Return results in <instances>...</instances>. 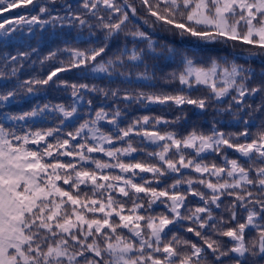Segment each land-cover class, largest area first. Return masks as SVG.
I'll return each mask as SVG.
<instances>
[{"label":"snow or ice","instance_id":"obj_1","mask_svg":"<svg viewBox=\"0 0 264 264\" xmlns=\"http://www.w3.org/2000/svg\"><path fill=\"white\" fill-rule=\"evenodd\" d=\"M18 7L0 264H264V0H0ZM37 28L57 37L42 58L21 47ZM41 92L70 103L12 110ZM153 105L179 114L129 118Z\"/></svg>","mask_w":264,"mask_h":264},{"label":"trees","instance_id":"obj_2","mask_svg":"<svg viewBox=\"0 0 264 264\" xmlns=\"http://www.w3.org/2000/svg\"><path fill=\"white\" fill-rule=\"evenodd\" d=\"M149 32H151L152 30L149 28L148 29ZM49 32H51V29H48V31H40L37 28L36 34L34 36H29L28 33L24 34V42L21 45V47H26L28 44L32 45L33 47H38V49L40 50L41 53V58L44 55H47L48 50L54 49L56 47V43H54L53 41L57 40L56 36H50ZM15 35V34H14ZM163 33L159 34V37H162ZM152 38L154 40L158 39V35L156 33L152 34ZM10 51H12L13 53L15 52V48H10ZM37 57L35 55H33V59L35 60ZM171 70V69H169ZM35 71L39 72L40 71V65L37 63V65H35ZM28 74H33V70L32 69H28ZM97 83H99V81H97ZM70 97L63 94L62 92H48V93H38L30 98L27 99H23L21 101V103L19 105H15L13 106L12 110L15 111H20V110H29L31 107H34L36 104H44L47 102H51V103H70ZM97 103L99 102V100L97 99L96 101ZM151 112L148 111V109H144V108H137L134 106L133 109L129 110V118L133 117V116H139L142 114H151V115H160L163 116L165 119L167 120H174L175 117L179 114L175 108L169 110L168 108L164 107V106H160V105H153L151 106ZM188 117L190 119L193 118V114H189L188 113ZM39 119V118H37ZM197 119V118H196ZM208 119H211V117H209ZM200 123H203V120L199 121ZM184 125V121L181 120L180 124L177 125H173V127L176 128H180L181 126Z\"/></svg>","mask_w":264,"mask_h":264},{"label":"flooded vegetation","instance_id":"obj_3","mask_svg":"<svg viewBox=\"0 0 264 264\" xmlns=\"http://www.w3.org/2000/svg\"><path fill=\"white\" fill-rule=\"evenodd\" d=\"M28 7L31 8V5H29ZM14 10H15V8L14 9H11V10H9L7 12H0V22H4L6 20V18L15 20L17 18L15 14L18 13V12H22L25 15L28 14V9H26L24 7H19V10L18 9H16L15 11ZM7 26H9V25L6 23V27ZM190 113L191 112H189V114ZM192 119H196V117L193 116ZM221 127H222V130H225V131H235L234 128H228V127L223 126V125Z\"/></svg>","mask_w":264,"mask_h":264},{"label":"rangeland","instance_id":"obj_4","mask_svg":"<svg viewBox=\"0 0 264 264\" xmlns=\"http://www.w3.org/2000/svg\"><path fill=\"white\" fill-rule=\"evenodd\" d=\"M16 9H18V10H19V7H18V8H15V10H16ZM15 10H14V11H15Z\"/></svg>","mask_w":264,"mask_h":264}]
</instances>
